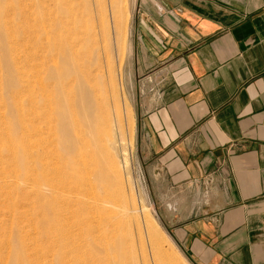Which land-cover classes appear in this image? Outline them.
Here are the masks:
<instances>
[{
  "label": "crops",
  "instance_id": "crops-1",
  "mask_svg": "<svg viewBox=\"0 0 264 264\" xmlns=\"http://www.w3.org/2000/svg\"><path fill=\"white\" fill-rule=\"evenodd\" d=\"M134 43L173 239L196 264H264V0H137Z\"/></svg>",
  "mask_w": 264,
  "mask_h": 264
},
{
  "label": "rangeland",
  "instance_id": "rangeland-1",
  "mask_svg": "<svg viewBox=\"0 0 264 264\" xmlns=\"http://www.w3.org/2000/svg\"><path fill=\"white\" fill-rule=\"evenodd\" d=\"M38 1L0 0V132L10 134L13 126L12 102L16 98L22 102L23 96L21 86H11L9 70L17 69L22 72L27 54L32 55L37 52L38 43L40 44L42 38L48 34L39 32L38 27L36 32H34L35 28L31 31L32 24H37L40 19L38 17L43 12L48 17H53V13L58 15L60 12L61 15L70 14L69 28L63 32L61 38L63 37L65 42L73 44L74 49H77L78 63L80 67L88 69L90 83L97 97L96 101L104 110L102 117L109 119L111 125L115 126L121 148H124L128 158L129 175L119 165V158L110 147L107 152L98 153L91 147L89 140L93 153L105 167L107 174V179L104 181L97 179L95 181L93 179L97 167H89L87 173H83V178L92 181L93 184L92 189L87 191V197L91 201L94 200L95 202L92 203L96 205L92 214L101 221L99 227L96 220L93 223L98 227L95 234L99 236L104 226L119 224L127 239L125 247L136 256L137 264H196L182 251L181 246L171 235L170 224L163 217L166 205H161V197H165L166 192L156 190L159 177L151 173V161L145 158L146 155L137 142V119L142 103L149 96L147 89L150 74L141 69L138 63L139 53L134 43L137 0L134 7L132 0H68L57 10L50 0L43 2L47 5V9L42 8L43 4L38 6ZM29 36L32 41L33 39L34 42L36 41L35 44L29 42L30 39H26ZM64 40L59 50H56L57 57L61 56ZM130 43L131 53L128 50ZM75 111L81 112L79 108ZM0 141L2 142H0V155L10 158L11 145L5 144L1 137ZM7 161L8 159L0 162V176L3 174L0 177L3 178L0 179V228L5 225L4 230L0 229V264H19L16 257L21 254L24 257V264H65L66 262L75 264L67 258L62 260L63 257L58 255L61 247L69 246L68 240H60L59 236L51 241L48 240L43 232H39L42 231L41 213L31 210L24 203L26 201L23 193L27 188L25 181L20 178L24 161H19L17 167ZM9 179L11 184L6 185L5 182ZM6 188L8 190H5ZM140 194L143 200L140 199ZM4 201L7 204H4ZM134 206L136 212L132 214L129 210ZM22 241H25L24 245H20ZM106 241L110 243L111 239H102L100 243ZM21 246L26 248L21 250ZM94 248L92 244L85 245L77 261L86 263L90 251ZM98 263L110 264L111 258H99Z\"/></svg>",
  "mask_w": 264,
  "mask_h": 264
},
{
  "label": "bare ground",
  "instance_id": "bare-ground-1",
  "mask_svg": "<svg viewBox=\"0 0 264 264\" xmlns=\"http://www.w3.org/2000/svg\"><path fill=\"white\" fill-rule=\"evenodd\" d=\"M50 1L57 10L68 0ZM135 1L132 0L133 7ZM38 2L40 6L43 2L46 3V0ZM42 8L47 9V5L43 4ZM47 13L49 15V12ZM69 17L70 14L61 15V12L58 15L53 13V17H48L45 12L41 13L37 24H32L31 31L35 28L33 31L36 32L38 27L39 32L49 34L51 31V34H47L40 44L38 43V50L35 48L37 52L33 53L32 50V55L25 56L22 72L17 69L9 70L11 86H21L23 96L22 102L18 100L19 98L12 102L13 126L10 134L7 131L4 134L3 131L0 132L1 139L5 144L11 145L10 150H12L11 155L9 154L10 158L0 155V162L8 159L7 162L10 161L13 163L12 166L17 167L19 161H24L20 177L25 181L27 188L23 193L26 201L24 203L31 210L41 213L42 231L39 232H43L48 240L51 241L58 236L60 240H68L69 246L61 247L60 253H57L63 257L62 260L67 258L75 264H99V258L110 257V264H137L136 256L125 247L127 239L119 224L104 226L99 236L95 234L101 221L92 214L96 205H93L94 200L91 201L87 197V191L92 189L93 184L92 181L83 178V173H87L89 167L95 166L98 169L93 180L104 181L107 179V174L91 147L98 153H105L110 147L119 158V165L129 175L128 158L124 148H121L115 126L111 125L109 119L102 117L104 110L96 101L97 97L90 83L88 69L80 67L78 63L77 49H74L73 44L65 42L63 37L61 38L63 32L69 28ZM26 39H30L29 42L34 44L36 42L34 39L32 41L30 36ZM63 40L61 48L63 51L60 49L61 56L57 57L56 50H59ZM30 45V48L34 46ZM131 48L130 43L129 53ZM76 108L81 112L77 113ZM5 183L10 185V179ZM7 188L5 190H8ZM140 199L143 200L141 194ZM129 212H136L135 206ZM95 220L98 227L93 224ZM0 229L4 230L5 225ZM57 233L59 234L56 236ZM109 238L110 243L107 241L100 243L102 239L110 240ZM24 243L25 241H22L20 245ZM91 244L95 248L90 251L89 260L86 263L77 261L84 246ZM24 247L20 249L23 250ZM16 258L19 264L22 262L24 264L22 254Z\"/></svg>",
  "mask_w": 264,
  "mask_h": 264
}]
</instances>
